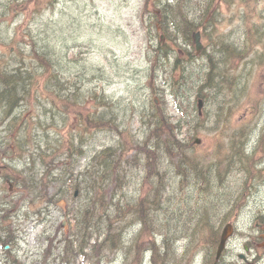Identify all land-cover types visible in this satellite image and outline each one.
Instances as JSON below:
<instances>
[{
  "label": "trees",
  "instance_id": "16d2710c",
  "mask_svg": "<svg viewBox=\"0 0 264 264\" xmlns=\"http://www.w3.org/2000/svg\"><path fill=\"white\" fill-rule=\"evenodd\" d=\"M32 1L33 10L39 13L52 4V0ZM13 2L17 1L10 0L8 5L0 11V21L3 17L18 12ZM221 2L226 3L227 8L231 4L235 5L232 15L237 16L238 20L243 22L240 47L237 45L238 42H228L233 33L231 18L221 17ZM259 3H263V7L256 8ZM144 7L147 8L146 3ZM158 12L152 16L167 33L164 36V43L159 40L156 46H149V53L154 69L163 68L165 77L169 80L173 91L170 95L173 99L175 114L174 116L168 114L159 106L154 105L152 101V110L140 116L143 130L141 139L126 128L120 129V125L114 123V118L112 122L109 118H102L98 111H93V103L89 108V104H84L86 99H88L87 102L90 99L93 100V92L92 90L83 91L85 87L83 75L77 72V67L66 62L68 55L74 56L70 49L71 43L64 41L55 46L42 33L37 35L29 29L24 31L25 43L16 39L17 34L13 37L7 33L11 42L6 44L9 47L8 52L0 55V96H5L16 108L22 104H28L30 100L34 104L42 102L46 104L45 106H49L46 108L51 113L48 123L51 131L46 133L44 138L42 134H38L35 127L34 129L25 128L26 145L31 147L30 156L35 159L34 167L36 169L40 165V170L49 167V177L40 180L34 177L33 181L28 179L27 184L33 199L39 194L35 191L36 188L47 190L53 186L54 191L50 194L48 203L59 198L70 200L69 214L73 220V239L65 241H67V246H71L73 256L91 258L90 253H93V259L100 262L103 257L96 249L101 250L106 246L107 250L113 252L120 248L125 228L121 220L131 213L134 215V220L142 223L140 231H145L147 228V222L142 215L149 210L147 207L149 199L147 200L146 196L139 197L135 204H125L126 207L123 205L124 196L120 194L129 182L125 171L119 173L121 172L119 171L121 155L126 156L133 152L130 158L127 156L125 158V162L129 163L127 166L134 164L144 169L136 188L140 192L146 189L155 195L158 204L151 202L155 209L162 206L167 211L169 207H172V212L176 214L181 208L178 204L181 201L185 204L189 195L181 191L178 194L181 198L177 204L169 205L170 197L161 191L166 182L165 175L155 179L154 174H159L160 164L165 165L163 171L166 174L169 169L166 165L167 161L180 164L183 161L198 162L195 160L196 156L184 160L186 157L180 154L191 145L184 144L185 136H189L192 143L194 141L191 138L192 135L196 137L199 135V130H209L208 127L200 125L202 118H199L196 112L194 98L203 99L205 104L207 102L205 97L210 95L212 89H215L216 96L222 98L217 102V109L220 113L226 111L231 114L232 110L242 104V107L256 116L264 108V95L260 94L261 88H256L258 81H255V73L258 74L264 66V0H166L161 2ZM59 25L64 32L68 23L62 19ZM195 32H200L202 39L208 42L200 54V56H206V62L198 67L194 65L195 61L200 58L195 55L193 49ZM153 33L150 40L154 39L157 32L153 31ZM171 58L173 59L170 60ZM215 61L220 62L217 64ZM167 63L169 68L165 66ZM241 64L240 73H234L237 66ZM215 65H219L217 69L221 70L218 71L224 74H221L216 81H212L210 73L212 66ZM73 69H76V73L69 76V72ZM196 83L198 86L195 85ZM96 95L99 94L96 93ZM259 102L260 107L257 106ZM191 108H193V113L190 112ZM0 110L5 111L3 107ZM57 115H60L62 120L55 125ZM71 118H74L73 130L67 139L61 132L65 125L60 124L68 122ZM227 122L228 118L223 117L213 122L219 134L227 128ZM106 129L115 131L119 137L116 146L104 148L88 157V148H85L88 136H92L95 131ZM55 130H57L56 133ZM236 135L238 136L232 143L235 160L240 155L244 157V134L236 133ZM261 135L264 137V132L255 134V143L257 142L255 157L259 160L263 158L259 156V153L264 154L261 151L264 148ZM221 143L219 140L220 145ZM63 155L67 160L62 161ZM84 155H87L88 162L85 168L80 169L78 157L82 158ZM46 156H49V162L45 165L46 161L42 159ZM246 157L244 158L245 164L251 167L253 156ZM38 170H36L37 173ZM109 170L112 174H116L113 181L107 176L109 174L105 173ZM175 170L181 181L182 170ZM207 175L214 177L215 172L211 171ZM207 180L202 181L203 184L206 185ZM90 181L97 182L98 188L93 187L91 191L85 190L86 185L90 186ZM55 182L59 184L54 185ZM197 184L202 186L201 180ZM200 186L195 185V188ZM75 190H78L77 198L73 197ZM212 211L216 214L212 215ZM217 212L216 204L212 205L209 213L211 220L216 217ZM105 219L107 224H105ZM218 235V229L200 233L199 244L215 248ZM173 244L165 242L164 246L158 249L151 247L149 249L151 263L164 264L165 257L168 258L173 254ZM160 256L163 258L158 260ZM141 259H143V253L134 247L129 264ZM70 261L69 252H66V255L62 257V262L69 264Z\"/></svg>",
  "mask_w": 264,
  "mask_h": 264
},
{
  "label": "rangeland",
  "instance_id": "374dc122",
  "mask_svg": "<svg viewBox=\"0 0 264 264\" xmlns=\"http://www.w3.org/2000/svg\"><path fill=\"white\" fill-rule=\"evenodd\" d=\"M9 1L0 0V11L8 5ZM16 1L13 2V5L18 12L5 16L0 21V55L8 52L9 47L6 44L10 43L11 39H9L7 33H10L13 37L17 34L18 38L16 39L25 43L24 31L26 29L33 31L37 35L42 33L55 46L58 43L62 44L67 41V43H71L70 49L74 54V56L70 54L66 57L67 64L77 67V72H81L80 74L83 75L85 82L83 91L92 90L93 92V100L90 99L87 102L88 99H86L84 103L85 105L89 104L88 108L93 103V111H98L101 115L106 113L108 115L107 118L110 117V121L114 118V123L120 125V129H128L138 139L142 138L141 133L143 131L140 124V116L152 110V99L154 97L157 99L156 106L174 116L175 107L172 105L173 99L170 95L173 91L170 88L169 80L165 77L166 74L163 72V68L154 69L151 61L152 57H150L149 53V46H156L159 36L161 34L165 36L167 33L152 16L154 13H159L161 2L166 0H52V4L44 8L40 13L33 10L34 4L32 0ZM16 3H18L17 6ZM144 3L147 5L146 9ZM225 4L221 2V17L231 18L230 24L233 30L228 42H238L237 45L240 47L243 22L238 20L237 16L232 15L235 11V5L231 4L227 8ZM259 7H263V3H259L256 8ZM62 19L68 23L64 32L61 29V25L58 26ZM154 28L155 30H153ZM152 30L157 33L154 39L150 40L154 34ZM168 42L172 45L170 41ZM203 43L205 46L208 44L207 40H204ZM205 62L206 56H200L194 65L198 67ZM165 66L169 68L168 63ZM241 68L242 64L238 65L234 73H240ZM74 73H76V69L71 70L68 75L70 76ZM255 81H258L256 88H261L260 94L264 95V66L258 71V74L255 73ZM195 85L198 86V83ZM96 93L99 95H96ZM205 98L207 102L202 107L203 116H201L200 125L208 127L209 130H199V135L197 136L199 143L195 147H191L195 154L198 153V158L200 159L198 162L202 165V175L209 172L212 163L217 164L216 155L219 151L223 150L222 153L224 155L222 157L224 159L229 158L232 160L231 155H228L229 152H224V150L227 147L229 148V145L234 142L238 136L236 133H240V129L245 128L243 140L246 150L248 149L249 151H253L257 147L255 134L258 135L264 132V108L256 116L251 114L250 110L242 107V104L237 109L232 110L231 114L226 111L220 113L217 109V102L221 101L222 98L216 96V90L212 89L210 95ZM194 101L197 103L196 98H194ZM33 103L30 100L28 104H22L18 110L21 108L25 115H30L31 113H34L35 116L41 115L40 107L43 103L41 102L35 107ZM45 105L43 104L44 107ZM257 106L260 107L261 103L259 102ZM46 107L48 108L49 106L47 105ZM195 107L197 109L196 104ZM190 112L193 113V108L190 109ZM217 114L220 117L228 118L227 128L222 134H217L216 132L218 131L214 128L215 124L213 122L218 120ZM73 123L74 118L69 119L66 123L61 122V126L65 125L61 131L64 138L69 139L73 130ZM102 131H95L92 136H88V141L85 145V148H88V157L104 148L115 147L117 141H119L115 131L107 129ZM223 135L224 137H222ZM18 136L17 130L11 135L13 138ZM262 136L261 141L264 145V137ZM184 138L186 143L191 141L189 136ZM219 140L222 142L221 145ZM9 147L14 150V153L11 158L9 157L10 161L5 159V162L11 163L14 168L12 171L16 174L18 180L15 183L13 182L16 193L11 197L10 204L7 207L4 205L5 208H1L0 221L2 227L14 230V235L17 238L14 239V249H12L16 264H67L63 263L61 259L62 256L66 255V252H69L70 264L130 263L134 253L130 235L133 233L134 230L132 229L134 227L130 226L127 228L128 224L124 223V220L128 219V217L129 219L131 217L134 218L132 213L121 220V224L125 228L120 248L113 252L107 250L108 247L106 246L101 250L96 249L97 252L100 251L99 255L103 257L100 262L93 259V253H90L92 255L91 258L73 256L71 246H67L64 243L65 231L61 227V221L65 218L68 211L67 202L64 205L65 212L58 206L59 200L55 199V201L48 203L49 196L54 191L53 186L47 188L46 191H42L39 188L42 198H31L32 192L27 185L28 178L24 177L25 174L22 172L23 163L27 159V155L18 156L20 152L17 151L15 143L11 141ZM261 151L264 152V148ZM132 154L133 152L126 154L127 158H130ZM64 156L61 157L62 161L67 160L66 156ZM259 156L263 158L259 160L258 157H255V195L249 199H245L241 195L237 196V199L232 203L234 213L240 207L244 206V208L236 220L232 212L226 207H221L218 211V216L213 219V224L216 226L219 223L223 224L222 226L231 223L237 225L236 235L235 233L233 234L230 243L231 248L238 247L241 244L240 238L245 230L244 225L254 224V219L264 223V154L260 155L259 153ZM88 157L87 155L82 158L78 157L80 169L85 168ZM121 158L125 159L126 157L121 155ZM235 162L226 160L225 163L234 164ZM125 164L129 165L126 162ZM121 168L126 169V177H128L129 182V186L125 187V190L134 196L135 192L137 194L138 178L143 175L144 169L134 164L127 166V168ZM164 169L165 165L160 164V170L163 171ZM216 170L222 174L224 168L219 165ZM167 172L169 173V169ZM229 173V170L225 173L228 178L232 176ZM39 175H41L40 172L37 176ZM170 175L174 176V173L171 172ZM53 184L58 185L59 182ZM2 185L5 188L9 186L8 182L5 181ZM25 186L27 189H25ZM5 193L7 192L2 191L1 196H5ZM69 208L71 207L69 206ZM43 210L48 211V218H45ZM160 210L158 217L162 219V216H167V211L162 206ZM26 211L29 213L27 218L23 217L26 215ZM38 211H41L42 214L37 216L36 213ZM258 216L262 219H258ZM6 217L10 218V220L5 221L4 218ZM41 218L46 220L38 221ZM11 219H14L15 222L11 223ZM170 223L175 225L178 222L176 223L173 218ZM105 224H107L106 219ZM7 225H10L11 228ZM102 229L105 231L104 228ZM49 235L55 237L54 247L50 253L48 247L51 239L50 237V240L48 239ZM184 249L185 247L178 244L174 249L176 251L175 255L171 254L168 258L166 257L164 264H204L206 249L202 248L201 244L193 247V251L189 250L186 252ZM64 250L66 251L65 253ZM148 250L140 251L146 254H143V259L133 264H152L149 260L150 254H147L149 253L147 252ZM3 254L4 251L0 245V264H14L12 260L6 261ZM180 256L185 258L178 262Z\"/></svg>",
  "mask_w": 264,
  "mask_h": 264
},
{
  "label": "bare ground",
  "instance_id": "6f19581e",
  "mask_svg": "<svg viewBox=\"0 0 264 264\" xmlns=\"http://www.w3.org/2000/svg\"><path fill=\"white\" fill-rule=\"evenodd\" d=\"M223 60V58H222ZM216 62V61H215ZM220 62V61H218ZM218 62H216L218 64ZM223 63V62H222ZM219 65L212 66L211 68V73H210V79L212 81H216L218 77L221 74H224V72H220L217 69ZM219 82V80H218ZM40 104V103H39ZM39 104H34L33 106H38ZM4 108V110H0V121H8L11 119L12 115L15 117L17 123L23 127V128H33L35 127L36 131L38 134H42V138L46 136V133L50 132L51 129L49 128L48 123L50 122L51 119V113L48 112L46 106L44 107L43 104H41V115L35 116L34 113H31L30 115H25L23 114L22 109L16 108L15 105H13L11 102H9L5 96H0V108ZM71 112V111H70ZM68 115L71 116L70 113ZM106 113H102V118L108 119ZM255 116V115H254ZM253 116V117H254ZM72 117V116H71ZM110 118V117H109ZM217 118H220V115L217 114ZM56 123L55 125H58V123L62 120V117L60 115H57L56 118ZM239 134H244L245 135V128H242L239 130ZM55 133L57 130L54 131ZM244 132V133H243ZM218 134V132H216ZM224 137V135L222 136ZM192 139L195 140V137L192 135ZM244 142V140H243ZM186 144V141L185 143ZM187 144H191L188 146L186 149H184L182 154L183 157H186L184 160H189L191 159L192 156H196L195 160L200 161L198 158V153L195 154L192 150L191 147H195L198 145L195 141L192 143L189 142ZM245 147V143H244ZM234 145L231 144L229 145V148L224 150V152H229L228 155H231V158L233 161H236L238 163L234 164H229L225 163L226 160L231 159H224L222 155H224L223 150L219 151L217 153V164L212 163L210 165V170L207 174H209L211 171L215 172L214 177H208L207 174L202 175L201 171V164L200 162H188V161H183L181 164L176 163L173 161H167L166 165L169 167V173L167 172L166 174L164 171L160 170V165H159V174H154V178L158 179L160 176H164V179L166 178V181L164 183L163 189L161 191L163 193H167L170 197L169 205L174 204L179 201L181 197H178V194L181 191L186 192L189 196L187 198V201L184 202L181 201L178 205L181 207L178 210V213H173L172 212V207H169L167 209V216H162V219H159V210L161 209H155L152 205V201L158 204V201L153 193L146 189H142L143 192H140L139 189H137V194L136 192L131 194L130 192H127L125 189H123L122 194L120 196H124V207H126L125 204L131 205L135 204L136 200L139 197L144 198L146 196V199L149 201L147 202V207L149 210H147L146 214L143 213V217L145 218L147 228L145 231H140L142 228V223L139 220H134L132 217L129 219L124 220L126 222L127 228L130 226H133L134 230L133 233L130 235V238L133 242V246L140 250V251H145L148 249L153 248H160L163 247L165 242L166 243H174L173 244V254L175 255L176 251L174 250L178 244L181 246L185 247V251H193L192 248L188 247H196L199 244V236L200 233L206 232V231H216L218 229L219 235L218 239L215 245V248L207 247L202 245V248L206 249V253L204 256V261H207V259H210V261L213 259L215 255V249L220 243L221 239V234L222 230L225 227L222 226L223 224H218L217 226L212 223L213 219L211 220L209 213L212 205L217 206L218 211L221 207H226L228 208L229 211L232 212V214L235 216V220L238 218V216L241 214L243 207H240L235 213L233 210L232 203L234 202L235 199H237L238 195H241L245 199L251 198L253 195H255V150L249 151L248 149L246 150V147L244 148V157L240 155L238 159H234ZM233 154V155H232ZM251 155L253 156L252 158V163L253 165L251 167L247 166L245 164L244 158H247L246 156ZM181 156V155H180ZM181 156V158H182ZM126 157V156H125ZM43 161L49 162V156H46L45 158L43 157ZM35 159L31 156L27 157L23 163V170L25 176L30 181H33L34 177L35 179H38L37 176V171L34 167ZM120 167H119V173L126 172V169H123L121 167L127 168V165L125 164V159L121 158L119 161ZM222 166L224 168V171L222 174L218 173L217 166ZM182 170V178L180 181V177L176 174V170ZM229 170L230 173L232 174L231 177H227L225 175L226 171ZM173 172L174 176H171L170 173ZM105 173L109 174L107 175L111 181L116 177L115 173H111V170L106 171ZM111 173V174H110ZM216 174L218 175L216 177ZM168 175V176H167ZM237 176V177H236ZM208 179L206 182V185L203 184L202 181ZM202 186L197 184L200 182ZM36 182L34 181V184ZM90 186H85V190L91 191L94 188H98V183L95 181H90ZM195 185H198L197 189L195 188ZM180 186H183L182 188ZM179 187V189H178ZM194 188L196 189L194 191ZM185 207V208H184ZM126 210V209H125ZM161 211V210H160ZM212 215H215V211L211 212ZM218 216V212L216 217ZM176 221L177 224L172 225L171 219ZM232 224V223H231ZM154 228L156 231H154ZM244 228L246 230L251 229V223L244 225ZM139 229V230H137ZM237 232V225L232 224V230L230 235L228 236L227 240L225 241V246H226V251L228 253H233L235 252L234 247H230V243L232 241V236L235 233L236 235ZM251 233H255L251 232ZM129 237V236H128ZM242 240H247V239H252L249 235H245V232L242 235ZM240 238V239H241ZM225 249V248H223ZM147 254H150L151 257V251L148 250ZM146 254V253H143ZM163 256H160L158 260L162 259ZM166 258V257H165ZM182 258H185L184 256H180L178 258V262H181L180 260ZM151 258H149L150 260Z\"/></svg>",
  "mask_w": 264,
  "mask_h": 264
},
{
  "label": "flooded vegetation",
  "instance_id": "af4514ba",
  "mask_svg": "<svg viewBox=\"0 0 264 264\" xmlns=\"http://www.w3.org/2000/svg\"><path fill=\"white\" fill-rule=\"evenodd\" d=\"M2 158L10 161L5 154H0V164ZM3 167L6 169V166H0V173H2ZM9 183L13 184L11 178ZM43 213L45 218H48V211L43 210ZM66 219L70 221L68 216ZM251 228L250 231L245 229L244 232L245 235H249L252 239L242 240L241 238V244L238 247H234V254L228 253L225 247L222 256L217 262H215L213 257L211 261L207 259L206 264H264V225L254 219V224H251ZM254 231L255 233H251Z\"/></svg>",
  "mask_w": 264,
  "mask_h": 264
},
{
  "label": "water",
  "instance_id": "95a60500",
  "mask_svg": "<svg viewBox=\"0 0 264 264\" xmlns=\"http://www.w3.org/2000/svg\"><path fill=\"white\" fill-rule=\"evenodd\" d=\"M193 40H194V44H195L196 53H199L203 48L202 43L200 41V34L195 33L193 35ZM201 106H202V103H201V101H199V105H198L199 110L201 109ZM62 226L65 229L67 228V224L65 223V221L62 223ZM230 233H231L230 225H226L222 230L220 243H219L218 248H217V259L219 258L220 254L224 248V245H225L224 243L227 240Z\"/></svg>",
  "mask_w": 264,
  "mask_h": 264
}]
</instances>
